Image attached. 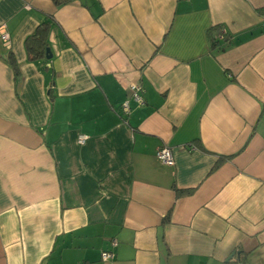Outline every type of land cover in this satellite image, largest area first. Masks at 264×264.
<instances>
[{
  "label": "crops",
  "instance_id": "0c3cea01",
  "mask_svg": "<svg viewBox=\"0 0 264 264\" xmlns=\"http://www.w3.org/2000/svg\"><path fill=\"white\" fill-rule=\"evenodd\" d=\"M1 24L0 264H264V0H0Z\"/></svg>",
  "mask_w": 264,
  "mask_h": 264
},
{
  "label": "built area",
  "instance_id": "2783aa9c",
  "mask_svg": "<svg viewBox=\"0 0 264 264\" xmlns=\"http://www.w3.org/2000/svg\"><path fill=\"white\" fill-rule=\"evenodd\" d=\"M224 35V29L218 30L215 34V37L218 39L222 38ZM0 40L2 41V43L6 46V47H10V36L9 33L6 29L5 24H1L0 25ZM129 91H130V96L137 101L138 103L142 102V98L140 96V91H141V86L137 83H131L129 85ZM121 110L122 113L127 116L129 114L130 111V107H129V102L128 99L124 100L121 104ZM87 139V135L84 134H80L77 138V142L79 144H83ZM156 157L158 158V160L164 164H168L171 165L174 162L173 159V155L171 152L170 147L166 146V145H162L160 147L157 148L156 150ZM112 246L116 245V241L114 239H112L110 241ZM114 256L112 251H102L101 253V259L106 261V260H110L112 259Z\"/></svg>",
  "mask_w": 264,
  "mask_h": 264
},
{
  "label": "trees",
  "instance_id": "16d2710c",
  "mask_svg": "<svg viewBox=\"0 0 264 264\" xmlns=\"http://www.w3.org/2000/svg\"><path fill=\"white\" fill-rule=\"evenodd\" d=\"M56 5L66 3L69 0H53ZM48 24L42 23L25 40V46L31 58L42 56L47 46ZM214 42V39H212Z\"/></svg>",
  "mask_w": 264,
  "mask_h": 264
},
{
  "label": "water",
  "instance_id": "95a60500",
  "mask_svg": "<svg viewBox=\"0 0 264 264\" xmlns=\"http://www.w3.org/2000/svg\"><path fill=\"white\" fill-rule=\"evenodd\" d=\"M45 51H46V58L48 59L51 58L52 55H51L50 49L47 47Z\"/></svg>",
  "mask_w": 264,
  "mask_h": 264
}]
</instances>
